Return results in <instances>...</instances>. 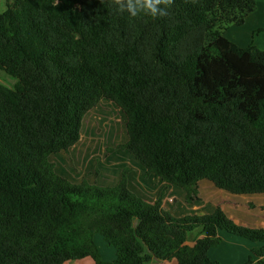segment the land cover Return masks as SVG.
<instances>
[{"label":"trees","instance_id":"obj_1","mask_svg":"<svg viewBox=\"0 0 264 264\" xmlns=\"http://www.w3.org/2000/svg\"><path fill=\"white\" fill-rule=\"evenodd\" d=\"M158 7L167 14L133 16L126 0L6 1L0 72L15 82L0 83V264H106L96 235L114 248L113 264H144L140 242L160 260L228 264L209 254L221 230L258 243L243 264H264V227L238 224L220 205L173 216L129 188L126 167L101 186L70 182L48 159L79 141L83 118L107 99L125 116L127 140L116 147L183 189L186 203L200 200L203 179L264 194V49L223 35L256 0Z\"/></svg>","mask_w":264,"mask_h":264},{"label":"rangeland","instance_id":"obj_2","mask_svg":"<svg viewBox=\"0 0 264 264\" xmlns=\"http://www.w3.org/2000/svg\"><path fill=\"white\" fill-rule=\"evenodd\" d=\"M6 1L8 0H0V11L5 8ZM256 1L257 13L260 14L264 6V0ZM232 30L235 31L238 28L232 26L231 33ZM213 54L212 61L218 62L221 58L220 54L218 52ZM14 82L11 77L0 72V83L11 87ZM126 140L124 114L109 100L101 99L83 118L79 141L68 152L52 153L48 159L54 164L56 172L72 183L86 181L89 184L111 186L109 184H114L119 180L120 171L124 167L130 170L128 172L129 179L136 178L138 175L153 177V175L146 174L144 167L128 151L116 147ZM157 179L154 177L153 180L156 181ZM209 185V188L206 189L207 191H204V187H199L200 200L202 202L206 198L208 205L214 206L212 203L216 202V206L220 205L222 209L225 208L228 211L231 207L229 202L236 203L240 207L236 217L238 216L240 220L249 225L256 226L260 224L264 226L263 196H228L219 192L212 184ZM134 188L137 189L135 186ZM175 189H173L174 194H177L178 191ZM160 191L165 195L170 193L172 188L170 185L163 184ZM187 204L182 203L181 207L175 206L172 213L180 212L182 214L185 212L186 214V212H192L191 207L187 206ZM193 211L195 210L193 209ZM197 233L198 230H194L188 234L189 245L194 243ZM219 235L221 238L220 244L213 247L209 252L211 258L219 262L243 264L251 254V248L258 247V243L230 234L224 230H221ZM106 249L115 256L113 247L106 246ZM77 262V260H71L65 264H75ZM109 264L113 263L110 261Z\"/></svg>","mask_w":264,"mask_h":264},{"label":"crops","instance_id":"obj_3","mask_svg":"<svg viewBox=\"0 0 264 264\" xmlns=\"http://www.w3.org/2000/svg\"><path fill=\"white\" fill-rule=\"evenodd\" d=\"M232 26L238 28V30H235V31L232 30V33H231V27ZM232 26H230L228 28V30L224 33V36L229 41L233 42L234 44H236L242 48H244L250 44H253L258 49H264V33H262V32L256 33V30L258 28L264 27V6L262 9V12L260 14L257 13V1H256L255 11L250 13L248 16L245 17V21H244L243 25H241V26L232 25ZM138 170H140V168H138ZM150 176H152V175H150ZM147 177L146 176L144 177V175H138V176H136V178H131V179H129V177H128L129 188L136 195H139V197L143 198L144 200H146V201H148L154 205H157V206L165 209L168 213H170L173 216L185 215V212L182 214H180V212H177L176 214L172 213V210H173V208H175V206L181 207L182 203L186 204L184 190L177 187V186L170 185V187L172 188V191L170 193H167L164 195L163 192H161L162 190L160 191V188L162 187L163 184H167V183L163 182L160 179H157L156 181H154L153 180L154 176L148 177V178ZM117 182L118 181H116L114 184H109V185L114 186L117 184ZM209 184H212V183L208 180H205V179L199 181V187H204V191H207L206 189L209 188V186H210ZM167 185H169V184H167ZM134 186L137 189H135ZM213 187H215V186L213 185ZM174 188H176L175 190L178 191L177 194H174V191H173ZM217 190L219 192H222L225 195H228V196H231V195L232 196H238L236 194H231V193L226 192L224 190H220V189H217ZM254 195L263 196V198H264V194H251V195H239V196H254ZM200 197H201V194H200ZM204 200H205L204 202H202L200 200L201 202L197 201L194 204H190V205L187 204V206L191 207L192 212H186V214H189V213L193 214V213H198V212L204 213V214L205 213H211L214 210V208L216 207V202L212 203L214 205V206H212L210 204L208 205L206 198H204ZM173 204H174V206H173ZM229 204H231L229 211L226 210L225 208L222 210L234 222H236L238 224L245 225V226H250V227H264L260 224L254 226V225H249V224L244 223L242 220L239 219L238 216L236 217V215H238L237 212L240 210V207L236 203L229 202ZM193 209L195 211H193ZM139 222H140V219L136 216H133L131 219L132 228H136L138 226ZM95 242L98 246V250H99V253H100L102 260L106 264H109L110 261L112 262V260L115 258V256H114V254L110 253L108 251V249H106V245L99 235L95 236ZM186 243L188 244V235H187V242ZM140 244H141L140 255L142 257H144V262H143L144 264H177L176 259L160 260V259L156 258L153 255V253L149 250V248L143 242H140ZM107 259H110V260H107ZM77 261L78 262L75 264H94V261L90 257H86V258H83V259L77 260Z\"/></svg>","mask_w":264,"mask_h":264},{"label":"clouds","instance_id":"obj_4","mask_svg":"<svg viewBox=\"0 0 264 264\" xmlns=\"http://www.w3.org/2000/svg\"><path fill=\"white\" fill-rule=\"evenodd\" d=\"M119 2H120V0H117V3H119ZM161 2H162V0H126V7H127V10L133 16H136L137 12H139V11H143L147 14H150L153 17H155L157 15L165 16L167 14L166 10L158 7V5ZM124 7H125V5H121L122 9Z\"/></svg>","mask_w":264,"mask_h":264}]
</instances>
